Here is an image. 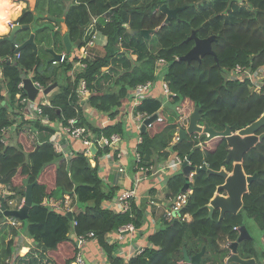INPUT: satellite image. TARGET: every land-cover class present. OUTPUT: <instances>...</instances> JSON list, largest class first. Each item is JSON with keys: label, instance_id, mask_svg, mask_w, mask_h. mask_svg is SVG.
Segmentation results:
<instances>
[{"label": "trees", "instance_id": "obj_1", "mask_svg": "<svg viewBox=\"0 0 264 264\" xmlns=\"http://www.w3.org/2000/svg\"><path fill=\"white\" fill-rule=\"evenodd\" d=\"M66 1L36 0L34 10L26 8L16 23L31 27L17 34L22 37L20 40L16 37L15 44L21 46L34 34L37 45H50L51 41L54 50L64 51V36L55 32V27L61 24L49 21L50 18L64 20L77 52L84 50L97 30L101 31L108 39L105 55L93 58L95 51L91 49L84 60L87 68L77 74L75 82L69 75L73 69L71 63L60 65L66 72L63 84L57 80L56 69L44 73L39 51L33 46L16 54L14 44L0 43V184L25 196L26 190L20 191V188L24 189L28 181L33 185L35 204L29 210L27 221L23 222L26 236L34 245L20 254L15 264H73L79 252L70 237L73 229L78 235L94 232L108 264H181L185 251L192 257L205 247L201 264H225L231 254L226 244L238 239L235 227L245 225L248 218L255 220L264 231V141L244 158L245 173L259 177L249 186L243 208L237 215L227 214L221 220L220 212L216 211L213 218H209L206 206L217 188L224 184V179L207 172L197 173L191 183L193 194L184 211L192 216V222L167 223L149 237L152 248L126 263L116 255L118 244H109L106 237L130 223L141 228L146 220L144 209L135 203L126 214L105 209L103 204L114 199L117 188L103 181L98 164L92 166L83 153L66 159L51 139L60 130L56 124L67 126L71 119L88 127L97 138L120 134L125 139L128 133L124 124L99 128L89 121L76 93L80 80L86 81L91 92L87 105L105 118L115 120L130 91L159 79L157 62L163 59L167 65L162 77L172 93L168 105L173 106L174 115L165 117L162 101L155 98L144 100L137 108V113L148 116L160 113L163 118L141 134L143 142L138 152L142 161L144 164L164 162L173 152L182 159L190 157L193 166L200 167L206 162L216 172L222 169L232 172L233 164L225 163L229 152L225 138L207 143L206 135H193L171 145L178 128L175 117H189L198 108L202 115L200 125H208L218 132L230 127L237 133L263 116L264 93L253 94L248 83L229 81L225 73L237 65L253 70L264 67V0H73L70 6H66ZM164 5L170 10L181 9L168 23L167 15L160 11ZM105 13L111 17L110 22L92 23L93 17ZM40 19L46 23L38 26ZM143 31H148L149 36L142 35ZM194 32L201 40L215 38L212 43L215 55L201 61H182L180 58L195 46L190 39ZM25 79L39 82L45 89L59 84L48 98L49 105L43 106L47 122L42 118L20 120L25 108L22 99L29 97L25 88H19ZM16 123H19L17 128L11 130ZM5 130L15 132L14 145L4 143ZM32 133L37 140H31ZM262 133L264 128L259 132ZM200 144L202 149L196 150ZM106 153L108 150H99L94 159L99 162ZM185 184L182 172L171 177L168 197L179 194ZM65 196L74 198L78 208L84 207L83 211L73 214L72 220L44 204L46 198L64 200ZM2 200L0 198V204ZM4 203L9 209L6 201ZM74 221L78 223L75 228ZM13 233L16 236L19 232L13 230ZM8 235V231H0V264L16 252L14 238L6 242ZM239 254L257 261L255 240L242 243Z\"/></svg>", "mask_w": 264, "mask_h": 264}, {"label": "built area", "instance_id": "obj_2", "mask_svg": "<svg viewBox=\"0 0 264 264\" xmlns=\"http://www.w3.org/2000/svg\"><path fill=\"white\" fill-rule=\"evenodd\" d=\"M100 20H104L106 23H108L110 22L111 17L107 13H105L101 16L93 17L92 23L98 25ZM16 24L18 23L11 24L10 29H12ZM98 41L101 42L104 48L108 44L107 37L101 31L97 30L92 36L91 40L86 45V47L84 48V50L80 52L74 51L70 55H68L67 53H62L61 61H53L54 65L63 64L65 62L71 63L73 65V69L69 73V75L71 76L72 81L75 82L78 77L77 74H81L87 68V64L84 62V60L91 54V49L97 47ZM18 47L19 45L15 44L14 48L17 49ZM166 65V61L160 59L157 62L156 70V76L159 77V79L155 81H149L146 84L138 85L135 89L129 92V95L124 100L121 108L119 109V115L116 117L115 120H112L108 117L105 118L104 116H102V114L98 113L97 111L88 106L89 110L92 109V111H90L91 118H94V116L97 117V120L101 118L99 119V128H106L108 126L116 125L118 123H121V121H124L127 124L128 130L134 132L138 137L135 143L137 150L134 154L135 158L132 174H129V172H127V164H122V162L117 161V173L127 178V180L129 181L128 187H125L120 191L118 190L114 199L111 201H106V205L103 206L105 209H109L117 214H126L131 212L134 203L138 207L143 209V198H147L151 206L158 207L159 204H157V202L155 201L157 196H153L152 191H157V193H161L164 189H168L170 178L173 177L175 174L182 172V165L186 161V158L182 159L178 154L174 153L172 154V157H168V159L162 163L144 164V162L142 161V157L138 152V146L143 142L141 137V131L145 121L154 116H157L156 121L161 122L163 121V118L160 113L153 116L137 113V108L141 106L144 100L148 98H155L161 100L163 103L162 109H164V105L169 102V100H171L170 98L172 96V93L169 88L168 82L165 80L164 77H162V73ZM225 74L229 81L248 83L253 94L261 95L264 93V67H259L256 70H253L251 67L237 65ZM30 77H32V75H30ZM32 83L38 89V95L36 96L35 100H31L29 97L22 99L23 103L25 104V108L22 110L20 120L23 119L27 121L42 118L43 122H47V119L43 117V106L49 105V102L47 101L48 94H45L46 89L39 82L32 81ZM19 88L24 89V82L20 84ZM156 90L161 93V99L157 97ZM76 93L80 100L81 106H85L86 108L87 101L91 96V92L88 89L87 83L84 79L80 80ZM184 119H186L189 123L188 117H184ZM153 124L148 125L147 129L150 128ZM184 126L185 125L177 128L175 138L171 142L172 145H176L179 143L180 131L184 129ZM58 127L60 128V130L58 131L59 133L56 132L51 139L57 151L63 153L66 159H71L76 153H83L90 159V162L94 167L96 165L92 163V160H95L94 158L96 154L92 152L93 147H95L97 152H99V150L102 151L115 149L116 147H119L125 140L120 134H112L109 137L102 135L100 138H97L96 135L92 133L90 129H88V127L81 126L77 119H71L67 126L59 125ZM34 134L35 133H32L33 136ZM33 138L31 137V139ZM75 143L80 144L83 149L80 150L75 148L73 152L68 154V152H66L65 147L71 146ZM200 145L202 146V144ZM120 153L121 154L119 155V160H121L125 154L123 152ZM190 164L192 163L190 162ZM203 166L210 168L209 164L206 162H204ZM203 166H200L199 168ZM195 174V172H192L190 175L191 183L193 182V177L195 176ZM192 194L193 190L190 186V188L186 192L181 191L174 197L169 198L170 202L166 209V212L164 213V218L168 224L174 223L175 221L192 222V216L190 214L184 213L189 204ZM15 195L16 192L13 191L10 187L3 186L0 184V198L4 199V201H6L11 206L14 205L13 201L8 200V198L13 197ZM44 204L50 207L52 210L63 214H74L78 212L77 205L73 201L69 202L68 199L55 200L52 198H46L44 200ZM21 207L22 206H15L9 208V210H18ZM2 215L3 213L1 211L0 204V231H2L3 229H7L9 235L11 236L10 239L14 238L15 247L18 248L24 238L20 237L22 235L21 230L23 227V222L17 218L5 216L2 217ZM146 215L148 219H154L153 214L150 215L149 213L147 214L145 212V216ZM147 218L141 228H137L134 224L130 223L128 225L120 227L116 232L108 234L106 237L108 243L115 244L116 242H121L127 246H130L134 240V236L138 234L144 235V225L147 221ZM77 226L78 223L74 221L73 227L75 228ZM13 230L18 231L19 233L14 236ZM234 231L239 233V227H235ZM155 232H153L152 234H154ZM70 237L75 241L79 249L76 260L73 264H87V261L89 260L87 259V255L85 254L87 246L92 242H96L98 244V240L95 233L89 232L85 235H78L75 229H73L70 233ZM231 244L232 242H228L225 247L230 249ZM122 249L123 247L119 246L117 252ZM146 249V247H138L134 250V252L122 255L119 254L117 256L122 258L126 263H129L130 260H132L136 256L141 255ZM17 257L18 255L14 253L13 256H11L5 261L4 264H15ZM106 261L104 260L102 264H108V262Z\"/></svg>", "mask_w": 264, "mask_h": 264}, {"label": "water", "instance_id": "obj_3", "mask_svg": "<svg viewBox=\"0 0 264 264\" xmlns=\"http://www.w3.org/2000/svg\"><path fill=\"white\" fill-rule=\"evenodd\" d=\"M180 10L181 9L170 10L166 5L160 8V11L167 15L166 23H168L170 19L175 18ZM50 20L53 22H64V20H55L52 18ZM29 28L30 26H21L20 24H16L12 29H10L8 36L0 37V43L7 41L15 46L17 34L22 30ZM129 33L132 34L133 32L129 30ZM142 35L148 37L149 32L143 31ZM190 39L194 40L195 46L187 55L180 58L182 61H201L202 58L206 56L215 55L212 49V43L215 40L214 37L201 40L194 32ZM63 42L66 48V53L70 55L72 53L73 45L68 34L64 36ZM27 46H33L35 49L37 48L34 34H31L30 38L15 50L16 54H19ZM49 53L53 56V61H61L62 54H58L54 50H49ZM54 87L55 86L47 88L45 94H49ZM24 88L28 93L29 98L31 100H35L38 95V89L33 85L30 79H25ZM3 104L5 103L3 102ZM156 119L157 116H154L145 121L142 127V134L146 133L147 126L156 122ZM201 121V110L197 108L189 117L188 128L180 131L179 143L187 140L189 136L193 135H206L207 143L216 138H225L229 146V152L225 163L233 164V170L232 172H228L226 169H222L221 171L216 172L205 166L199 168L190 164L191 159L188 157L182 165V173L186 178V184L182 191L186 192L190 188V175L192 172H195L196 174L200 172H207L210 175L223 178L224 184L217 188L216 196L211 200L210 204L206 206L209 210L210 219L213 218L216 211H219L220 219L222 220L227 214L237 215L241 211L243 208V198L249 192V186L253 182L257 181L259 177L257 174L254 176L247 175L243 168V162L245 156L258 144L264 141V133L259 134V132L264 128V114L259 120L237 133H233L230 127H227L223 132H218L208 125H200ZM199 149H202L201 145L196 147V150ZM94 151H96L95 147L92 148L93 153ZM32 191L33 185L28 184L27 181L25 204L18 210L6 209L4 200H2L1 210L4 212V215L7 217L17 218L22 222L27 221L29 210L35 206ZM222 192L226 193V195H223ZM67 216L70 220L73 219L72 213H68ZM174 223H176V221ZM251 240H253V237L251 236L248 227L246 225L239 227L238 239L230 245L231 254L227 258L226 264H256V259H245L239 254V246L242 243ZM206 250L207 249L205 247L200 253L192 257H189L185 251V259L181 264H201L203 257L206 254ZM87 264H90V262L87 261Z\"/></svg>", "mask_w": 264, "mask_h": 264}, {"label": "crops", "instance_id": "obj_4", "mask_svg": "<svg viewBox=\"0 0 264 264\" xmlns=\"http://www.w3.org/2000/svg\"><path fill=\"white\" fill-rule=\"evenodd\" d=\"M12 2L13 1H11V0H0V25H3V27H4V23H3L4 22V17L3 16H4V14L6 12L11 11L9 6H11ZM17 4H21L22 5V6H17V10H19V11L21 10L20 11V15L18 17V18H20V16L22 15L23 11L26 8H28L29 6L27 4V1H20V2H17ZM35 4H36V0H35ZM34 8H35V6H34ZM50 19H49V21H51ZM51 22H53V21H51ZM60 23L62 25L56 26L55 28H56L57 32H58V30L62 29L63 30L62 35L65 36L67 34V27L64 24V22L63 23L60 22ZM7 26H8V23H7ZM42 45H44V43H40L38 45L36 44V46H37L36 50L40 52V48L39 47L42 46ZM45 45H47V44H45ZM47 47L50 48L49 45ZM51 47L54 49V46L52 44H51ZM53 49L50 48L49 50H53ZM103 49H104V47L102 46L101 42L98 41L97 47L92 49V51H95L96 53H100ZM49 50H47V48H46V51H49ZM54 51L56 53H58V54L66 53V48L62 52H58L56 50H54ZM74 51L77 52L76 45H73V47H72V52H74ZM50 59L51 60L49 61V63H53V56L52 55H51ZM0 78H1V68H0ZM52 86H55V87L47 95V101H48L49 96H51L52 92L57 91L55 89L56 88L58 89L59 84L58 83H54L53 85H50V87H52ZM156 91H157V97L161 99V96H160L161 93L158 90H156ZM167 105H168V102L164 105V109L165 110L167 109V107H166ZM84 108H85V106H84ZM90 111H92V109L89 110L88 105H86L85 113L87 114V117H88L89 121L92 122L95 126L99 127L100 126L99 119H101V118H99L98 120H97V117H95V116H94V118H91ZM94 114H96V113H94ZM165 115H166V113H165ZM167 117H168V115H167ZM18 124L16 123L11 128V130H14L15 128H17ZM56 126L58 127L59 125L56 124ZM7 131L5 133H7ZM175 134H174V137L172 138V141L175 138ZM137 138L138 137H137V135L134 132L128 130L127 137L125 138V140L123 141V143L119 147H116L115 149L108 150V153H106L104 156L99 158V162H98V160H92V163L94 165L98 164L99 175H100V177L103 179V181L108 186L115 187L119 191L121 189L125 188V187H128L129 181L127 180V178L125 176H121V175H119L117 173V167H118L117 161L118 162H122V164H127L128 165L127 172H129V174L130 173L132 174L133 166H134V158H135L134 154H135V151L137 150L136 149V144H135ZM171 145H172V143H171ZM65 148H66V152H68V154L73 152V150H75V148L76 149H80V150L83 149V147L80 144H76V143L72 144L71 146H68V147L66 146ZM120 152L125 153L121 160H119V155L121 154ZM94 153L97 154L98 152L94 151ZM172 154H174V153H171L169 157H172L173 156ZM115 161H116V163H115ZM155 163L157 164V163H162V162L157 160V161H155ZM24 189L26 190V187ZM24 189L20 188V191H22ZM168 194H169L168 189H164L161 193H157V191H152V195L153 196H157L155 201L157 202V204H159L158 207L157 206L156 207L151 206L150 203L148 202L147 198H143L142 207L144 209V212H146L147 214L149 213L150 215L153 214L154 215V219H148L147 215H146L147 221L149 223L146 221V223L144 225V231H143L144 235H142V234L139 235L138 234V235L134 236L133 237L134 240H133V242H132V244L130 246H127V245H125V244H123L121 242H116L118 244V246L123 247L122 250H119V252H116V255H119V254L122 255V254H128L130 252H134V250L137 249L138 247H146V248H152L153 247L152 244L149 241V237L151 236V234L153 232H155V231H157L159 229L158 228V224H157V217L159 215L163 216L164 213L166 212V209H167V207L169 205V202H170ZM105 205H106V203L103 204V206H105ZM4 231H8V230L5 229ZM10 237H11L10 235L7 236V239H6L7 243L11 240ZM24 241H27L29 245H32L34 243L32 239H30L28 237L25 238L20 243L19 247L16 248V252L15 253L18 256L24 252V251L21 252V249H22ZM85 254L87 255V259H89L88 261L90 262V264H102V262L104 260L106 261L102 249L100 248L99 244H97L96 242H92L91 244H89L87 246V248L85 250ZM226 262H227V259L225 260V264H226ZM258 263L259 262L257 260V264Z\"/></svg>", "mask_w": 264, "mask_h": 264}, {"label": "rangeland", "instance_id": "obj_5", "mask_svg": "<svg viewBox=\"0 0 264 264\" xmlns=\"http://www.w3.org/2000/svg\"><path fill=\"white\" fill-rule=\"evenodd\" d=\"M11 1H13L12 2V4H11V6H9V8L11 9V11H9V12H6L5 14H4V27L5 28H7V31L6 32H3V33H1L0 34V37H5V36H8L9 35V32H10V25L11 24H14V23H16L17 22V20L19 19L18 17H19V15H20V11L19 10H17V6H22L21 4H17V1L16 0H11ZM24 1V0H23ZM27 1V4H28V6H29V8L32 10H34V6H35V0H26ZM66 6H70L72 3H73V0H68V1H66ZM10 20V21H9ZM7 23H8V26H7ZM46 23V21L45 20H39L38 21V23H37V25L38 26H41V25H43V24H45ZM61 24V23H60ZM62 25V24H61ZM34 27H36V25H34ZM62 28V27H61ZM55 32H57V30H56V28H55ZM58 32L59 33H63V30L62 29H60V30H58ZM51 35H54V33H51ZM21 37H22V35H18L17 36V39H21ZM53 42H51L50 41V45H49V47L51 48V49H53L52 47H51V44H52ZM46 43H44V45H42V46H40L39 48H40V52H39V55H40V60H41V65H42V70L44 71V73H50V72H52V70L53 69H56V71H57V74L59 75L58 77H57V80L58 81H60V83H65V79H64V77H65V69L64 68H62V67H60V65H63V64H60V65H54V63H49V61L51 60L50 58H51V55H50V53H48L47 51H46V48H47V50H49L50 48H48L47 46H48V44L47 45H45ZM46 46V47H45ZM119 47V46H118ZM54 50V49H53ZM105 53H106V49L104 50H102L100 53H94V54H92V57L93 58H95V57H98V56H103V55H105ZM59 67V68H58ZM31 75H32V73H31ZM162 75L163 76H165V70H164V72L162 73ZM63 83V84H64ZM55 90H57V88L55 89ZM115 90V89H114ZM167 107V109L165 110V113H166V115L164 114V116L165 117H167V115H168V118L170 117H172L174 114V110H173V106H171V105H167L166 106ZM190 117V116H189ZM189 117H188V119H189ZM175 119L177 120V122H178V127H182L183 125H185L183 128L184 129H187L188 128V121L186 120V119H184V117H175ZM121 123L122 124H124V130H125V132H127L128 133V127H127V124L124 122V121H121ZM28 127V126H27ZM141 133H142V131H141ZM15 132L14 131H7V133L6 134H3V140L5 141V143L6 144H9V145H14L15 144ZM31 137L33 138V139H31V140H37V137H36V135H32L31 134ZM30 137V138H31ZM168 149H170V148H168ZM25 190V189H24ZM25 194V193H24ZM222 194L223 195H226V193H224V192H222ZM215 196H216V194H215ZM214 196V197H215ZM68 199V201L70 202V201H73V202H75L74 201V198H71L70 196H65V198H64V200H67ZM8 200H10V201H13V204L14 205H9L7 202H6V205L9 207V208H12V207H15V206H24V204H25V196L22 194V193H17L16 192V195L15 196H13V197H10V198H8ZM83 206H79V209L77 210L78 212L79 211H83ZM77 212V213H78ZM26 224V223H25ZM157 224H158V228H161V227H164V226H166V224H167V221L165 220V218H164V215L163 216H161V215H159L158 217H157ZM245 225L248 227V230H249V232H250V234H251V236L253 237V240H255V247H256V250H257V253H258V264H264V231H262L261 229H260V227L258 226V224H257V222H255V220H253V219H248V218H246L245 219ZM25 226V225H24ZM25 229H26V226L23 228L22 227V232L23 233H21L22 235L20 236V237H24L23 238V240L25 239V238H27V236H26V232H25ZM2 231H4V230H2ZM25 235V236H24ZM32 245H34V243L32 244ZM32 245H29L28 244V242L27 241H24V243H23V246H22V249H21V252L22 251H25L27 248H28V246H32ZM257 264V263H256Z\"/></svg>", "mask_w": 264, "mask_h": 264}, {"label": "clouds", "instance_id": "obj_6", "mask_svg": "<svg viewBox=\"0 0 264 264\" xmlns=\"http://www.w3.org/2000/svg\"><path fill=\"white\" fill-rule=\"evenodd\" d=\"M7 28L3 27V25H0V33L6 32ZM62 54V53H61ZM239 236V233H238ZM233 243V242H232ZM231 251V250H230Z\"/></svg>", "mask_w": 264, "mask_h": 264}]
</instances>
